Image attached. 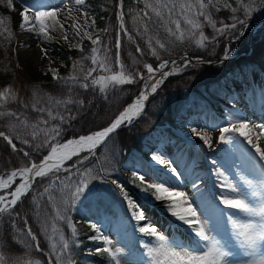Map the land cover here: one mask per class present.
<instances>
[{
	"label": "snow or ice",
	"instance_id": "6c2138e0",
	"mask_svg": "<svg viewBox=\"0 0 264 264\" xmlns=\"http://www.w3.org/2000/svg\"><path fill=\"white\" fill-rule=\"evenodd\" d=\"M136 3L143 6L130 9L127 13L134 22L133 29H129L125 23L124 0H117L115 19L118 21V34L114 43L101 39L102 35L110 33L107 27L100 29L93 38L87 28L95 22L89 23L86 11L82 13L85 18L83 25L61 23L57 15L60 11L58 7L34 14H30L28 7L21 11L19 28L22 31L36 33L49 40V31H55L57 25L62 29L73 27L76 36L82 35L91 41L90 50L80 48L81 56L72 61V71L68 76H57L56 70H51L60 83L99 92L103 100L109 99L110 92H119L121 86L141 87L133 102L119 111L106 126L66 141L63 140L62 125L76 119L69 106L75 105L77 112H80L92 103L88 101L86 104L79 99L75 95V88L67 89V98L48 97L46 106H41L36 92H33L32 100L27 101L19 97L14 88L4 87L0 90V126L7 129L0 130V138L12 152H22L27 160L26 164L22 162V166L10 171L0 169V232L4 231V225L10 229L6 235L0 234V264H42L32 258L30 252L32 249L42 250L37 243L38 236L29 225L26 214L21 215L16 211L22 198L34 190L37 178L47 179L32 203L35 205L34 218L41 233L50 242L48 254L55 264H76L69 240L62 232L59 235L62 245L58 247L52 242V236L48 235L49 221L54 219L67 225L71 229V244L79 246L74 239L78 229L70 215L72 209L86 196L95 202L106 200L111 194V190L93 183L106 180L115 171L114 165L106 157H97L96 149L105 145L123 125H130L139 119L145 112L146 102L158 93L169 77L204 64L222 65L229 61L233 55L231 43L245 38L253 14L264 9V0H136ZM0 4L15 10L13 0H0ZM74 4L87 7L85 0H74ZM68 11L71 12V9ZM6 20L10 22V18L0 17V25H4ZM206 28L210 29L207 34ZM4 31L11 34L10 28L6 27ZM119 33L126 37L129 45L134 46L135 54L128 52L131 66L121 58L122 40ZM64 38L67 39L66 36ZM185 42L205 50L208 57H181V64L162 57V52L170 54L173 48ZM147 56L158 62L155 67L147 62ZM85 60L90 61L86 68L83 65ZM17 103L25 110L30 109L36 116L31 117L25 111L10 107ZM60 108L69 115H64L58 110ZM211 127L217 132L215 140L207 132L198 130L194 123L188 124L191 135L208 149H213L216 144H228L239 152V164L234 160L229 166L237 169L235 175L239 182H233L226 175L228 169L224 164H218L216 159L210 161L216 176L212 188L217 189L219 196L216 204L220 208L223 230L203 211L198 212L200 205L196 204L195 199L189 200L184 192L175 190L176 184L184 177L176 162L166 158L164 153H153L148 163H154L156 167L143 172L137 168L132 171L131 182H138L137 187L145 199L174 218L178 228L184 230L186 239L177 241L158 231L149 221L148 208L135 201L118 180L112 179L110 183L118 190L126 218L132 222L133 246L139 244L135 238L137 232L149 238L142 244L144 251L140 253L141 258L132 259L131 264H264V123H252L246 117L230 114L225 123H213ZM14 140L27 145L29 151L18 149ZM45 150L47 154L38 162L33 159L31 153ZM81 153L87 155L81 156ZM73 157L77 159L73 160ZM93 157L97 159V164L90 167L86 162ZM68 161H72V164L68 165ZM204 182L205 177L199 175L191 181V187L201 197L204 193L200 192V184ZM217 193L210 190L208 194L215 199ZM45 198L46 203L55 209L54 217L41 207V201ZM91 211L89 208L85 214ZM20 221L24 227L19 226ZM86 223L94 233L87 238L101 245L93 250L94 254L106 255L108 264H122L124 248H127L129 256L135 257L131 247H115L96 222ZM52 229L54 233L57 231L55 224ZM12 244L20 250L14 251Z\"/></svg>",
	"mask_w": 264,
	"mask_h": 264
},
{
	"label": "trees",
	"instance_id": "16d2710c",
	"mask_svg": "<svg viewBox=\"0 0 264 264\" xmlns=\"http://www.w3.org/2000/svg\"><path fill=\"white\" fill-rule=\"evenodd\" d=\"M116 2L117 0H85L87 8L94 15L96 33L100 29L110 28V33L102 35L101 39L113 43L118 34V21L115 19V12L117 11L115 7ZM13 4L14 11L0 4V17L10 18V22L6 20L5 24L0 25V27L9 26L12 30L20 22V12L24 4L20 0H13ZM142 6V3L137 5L136 0H124L125 23L129 29H133L134 22L132 16L127 13L130 9H137ZM262 18H264V9L255 12L250 21ZM262 23L263 26L260 29L264 30V21ZM259 31L258 29L251 35L249 42L247 41L246 33L245 38L233 41L230 45L234 53L242 50L243 52L249 51V53H241L222 65L206 64L204 67L190 68L180 75L169 77L158 90V93L151 96L149 101L146 102L145 112L139 119L134 120L130 125L122 126L111 135V138L106 141L105 145H101L96 149L97 157L101 159L106 157L114 165L115 171L106 180L93 181V183L105 190H111V194L108 199L95 202L90 201V198L86 196L81 203H78L72 209L70 215L78 229L77 237L74 239L77 240L79 246L71 244V229L67 225L63 224V222L58 223L54 219L49 221L48 235L52 236V242H55L58 247L61 246L62 241L59 240V235L62 232L65 239L69 240L76 264H108L106 255L96 254L94 256L86 251L90 247L100 245V242H93L87 238L94 233L86 222L100 223L105 219H113L120 214L119 201L121 198L117 194L118 190L110 183V178L119 180L126 189L131 188L139 192L140 190L137 187L138 182H131L133 179L132 171L137 168H140L142 171H148L147 168L150 169V163L148 162L153 153L161 152L166 147L179 141L178 136L170 130L162 129V131H159L158 124L169 123L174 126L182 125L188 127L189 122H192L194 125H204L212 128L211 125L213 123L223 124L227 121L226 108L231 107L233 103L231 95L235 91L231 81L232 76L237 75L244 78L249 64H253L258 69L264 71V34H260ZM205 32L207 34L210 32V29L206 28ZM12 35V33L10 35H3L0 32V90L4 87L14 88L19 97L27 101H31L33 92H36V98L40 99L41 106H46L48 104V97H53L54 99L67 98V89L73 87L75 88V95L79 99H83L86 104L88 101L92 102L85 110L80 112H77L75 105L69 106L71 114L75 115L76 119L62 125L64 129L63 140L65 141L70 139L68 137L86 134L99 129L101 126H106L123 106L138 93L140 85H124L121 86L119 92H110L108 100H103L99 92L80 89L71 84H62L52 74L41 73L40 71H36L32 66L29 67V70L27 67L16 66L13 60L14 37ZM119 35L122 40L121 58L125 64L131 63L128 52L135 54L134 46L127 43L126 37L122 33H119ZM163 36L164 33L161 30V37L163 38ZM48 44L51 46L52 54L61 61L58 65L57 76H68L72 71V61L79 59L81 56L80 48L90 50L92 47L89 40H86L80 48L64 46L50 40ZM250 45L252 46L251 48ZM113 51H115L114 48ZM217 51L219 52V49ZM184 52L192 56H208L205 50L197 49L195 46L185 42L183 45L173 48L170 54L162 52V57L177 56ZM146 60L149 63H153L154 67L158 63L151 56H147ZM83 65L85 68L88 67L90 61L85 60ZM10 107L25 111L31 117L36 116L30 109L25 110L18 103ZM53 108L57 110L55 105H53ZM58 110L64 112L63 108ZM64 115H69V113L64 112ZM0 130L7 131L2 126H0ZM14 142L17 143L18 149L23 148L29 151L27 145H23L16 140ZM224 146L222 144L220 148ZM45 153L46 150L41 153L31 154L33 159L37 161ZM80 155H87V153H81ZM76 159L77 157H73V160ZM22 162L24 164L27 163L26 158L23 157V153L12 152L6 142L0 138V169L7 172L12 168L22 166ZM66 163L71 165L72 161ZM86 164L90 167L95 166L97 159L95 157L90 158ZM141 165L145 167L142 168ZM45 183H47V179L41 180L37 178L34 190L22 198V202L18 203L16 211L21 215L26 214L29 225L38 236L37 243L42 250H30L31 257L41 261L42 264H49L44 251H49L50 242L40 231V226L34 218L35 205L32 203L33 197L36 196L38 191L42 190V185ZM41 207L48 212L49 216L54 217L55 209L46 203V198L41 201ZM121 207L122 213L124 212L123 214H125L122 204ZM89 208L92 211L86 215L85 213ZM53 224L57 228L55 233L52 229ZM19 226L24 227L22 221L19 222ZM3 228L4 231L0 232V234L6 235L10 229L7 225H4ZM11 248L14 251L20 250L15 244H12ZM48 256L51 259V263L55 264L52 256Z\"/></svg>",
	"mask_w": 264,
	"mask_h": 264
},
{
	"label": "rangeland",
	"instance_id": "374dc122",
	"mask_svg": "<svg viewBox=\"0 0 264 264\" xmlns=\"http://www.w3.org/2000/svg\"><path fill=\"white\" fill-rule=\"evenodd\" d=\"M20 1H22V3L24 4L21 11H23L25 7H28L30 14H34L36 11L51 10L52 7L61 8L62 11H64L63 21L65 19V22H67L65 23V25H72L74 23L83 25L85 23V18L82 13L85 11L87 12L89 23L94 21L93 13L90 12L87 7L75 6L74 0ZM69 9H71V12L68 11ZM57 15L60 19V14ZM257 20L261 19L249 21V30L246 37L248 42L250 41L251 35L258 29L260 30V34H264V30L260 29L262 28L263 23L262 21L256 23ZM20 22L17 26H15V28L11 30V33L13 34L12 36L15 40L13 44V60L16 66L27 67L28 70L30 69L29 67L32 66L36 71H40L41 73L52 74V69H55L57 73L58 65L61 63V61L54 54H52L51 46L48 44L49 40L56 41L61 45L76 48L82 47L83 43L86 40H89L87 37H83L82 35L76 36V34L74 33L76 32V29L73 27H66L62 29L58 25L56 26L55 31H49L48 35L50 39L45 40L43 37L37 35L36 33L22 32L19 28ZM6 27L9 28V26L0 27V32L3 35H9V33L4 31ZM87 31L89 33H92L93 38H95V23L92 27H88ZM65 36L67 37V39L64 38ZM251 47L252 46L250 45V48ZM241 53H249V51L243 52L242 50L240 52H233L231 58L237 57ZM197 56L208 57L205 55H196L195 57ZM175 60L178 62V64L182 63L181 59L177 60L176 58ZM127 65L131 66V63H128ZM204 65H202L201 67H204ZM244 79L250 81L249 87L246 86L243 78L241 79L240 76L235 75L231 78V81L235 88V93L231 95V98L233 100V107L232 109H227V116L230 118V114H235L246 117L247 120L252 123H264V72L257 69L253 65H249L246 69V75ZM158 130L162 131V127ZM175 130L181 135L184 142L171 144V146L166 147L165 150H162L159 153H164L166 155V158L175 161L178 170L184 173V177L179 184L188 182L191 185V181L196 175L205 177L206 182L200 184V192L204 193V196L201 197L200 193L196 192V194L199 196V199L198 201H195L196 204L200 205V209H198V212L203 211L214 222H217L218 228L223 230V222L219 216L220 208H218L216 204L219 196L217 193V189L212 188V184L216 182V176L214 172V166L211 165L210 161L212 159H216L218 161V164H224L225 168L228 169L226 175H229V178L232 179L233 182H239L235 175L237 169L229 167L234 160H236L237 164H239V159L237 158L239 156V152L234 150L232 145H228L226 151H218V144H216L213 149H208L207 146L203 145L202 141H199L197 137L191 135L189 128L184 129L183 127H178L175 128ZM198 130H200L201 132H207L213 137L214 140L217 138V133L210 128L201 127L198 128ZM151 165V167H156L154 163H151ZM147 169L149 170V168ZM141 172L143 171L141 170ZM126 190L134 198L135 201H137L140 205L148 208L149 221L153 226L157 227L158 231L163 232L170 238H175V240L177 241H184L186 239L184 230L178 228L177 222L174 221V218H172L170 214L163 211L158 205H149L141 201L140 198L134 192H132L133 190L129 188H127ZM210 190L212 193H217L215 199L212 195L208 194ZM188 197L189 200L196 199L194 196ZM203 201H210L214 205V208L210 212L206 211L204 207L205 205H203ZM121 204L124 208V204L120 199L119 206L122 210ZM121 210L119 212H122ZM160 215H162L163 217ZM125 223L126 220L124 217H118L114 221H105L98 227L101 229V232L104 235H107L108 238L113 241L115 247H124L125 245H127L128 247L132 248V251L136 254L135 257L129 256L127 248H124V251L121 254L122 264H131L132 259L138 260L141 258L140 253L144 250H140L133 246V231L131 228H128V231L125 232ZM95 248L96 247L89 248L87 249V252L93 254V250ZM44 252L45 257L47 258V260H49V264H52L51 259L48 256V251L45 250Z\"/></svg>",
	"mask_w": 264,
	"mask_h": 264
},
{
	"label": "bare ground",
	"instance_id": "6f19581e",
	"mask_svg": "<svg viewBox=\"0 0 264 264\" xmlns=\"http://www.w3.org/2000/svg\"><path fill=\"white\" fill-rule=\"evenodd\" d=\"M57 5V4H56ZM64 5V4H63ZM64 8V7H63ZM60 9V11H59V13L58 14H60V19H61V23H67V22H65V19H64V21H63V12L64 11H62V9L61 8H59ZM66 16V15H65ZM22 31V30H21ZM22 32H25V31H22ZM25 33H27V32H25ZM75 33V32H74ZM169 60H173V59H169ZM169 67H171V65L169 66ZM134 100V99H133ZM133 102V101H132ZM131 102V103H132ZM256 118V117H255ZM216 136H217V134H216ZM70 139H72V138H70ZM19 181H17V183H18ZM175 190L176 191H181V192H184L187 196H194L196 199V201H198V199H199V196L196 194V191L195 190H193V188L191 187V185L188 183V182H185L184 184H177L176 186H175ZM174 199H180V198H178V197H174ZM195 201V202H196ZM200 202V201H199ZM203 205H205L204 207H205V210L206 211H208V212H210L213 208H214V205L210 202V201H203Z\"/></svg>",
	"mask_w": 264,
	"mask_h": 264
},
{
	"label": "water",
	"instance_id": "95a60500",
	"mask_svg": "<svg viewBox=\"0 0 264 264\" xmlns=\"http://www.w3.org/2000/svg\"><path fill=\"white\" fill-rule=\"evenodd\" d=\"M261 21V20H260ZM188 58H193L194 59V57H191V56H188ZM134 99V98H133ZM133 101V100H132ZM132 101H130L129 103H127L125 106H127L128 104H130ZM123 110V109H122ZM42 158V157H41ZM39 161V160H38ZM37 161V162H38Z\"/></svg>",
	"mask_w": 264,
	"mask_h": 264
}]
</instances>
